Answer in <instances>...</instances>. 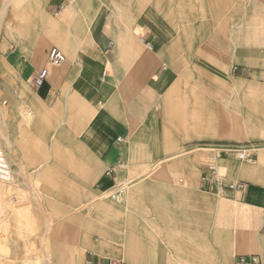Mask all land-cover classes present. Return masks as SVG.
Masks as SVG:
<instances>
[{
    "label": "rangeland",
    "instance_id": "obj_1",
    "mask_svg": "<svg viewBox=\"0 0 264 264\" xmlns=\"http://www.w3.org/2000/svg\"><path fill=\"white\" fill-rule=\"evenodd\" d=\"M7 1V12L0 31V105L4 108L7 129L16 137V150L11 152V158H5L9 165L17 161L20 169L26 168L28 171L24 173L12 167L11 183H0V187L9 188L10 200L17 195L30 197V204H23L22 196L17 197L19 200L15 209L17 214L21 210L26 212L32 221L29 227H22L21 219L15 217L12 226L8 227L4 217L5 192L0 191V264H39L44 250L40 245V249L37 247L39 234L36 231L44 230L46 218L52 221L51 231L64 234L62 240L65 248L62 251L53 250L54 253H61V259L64 260L62 263L81 264L83 257L84 264L87 244L103 236L94 233L97 225H118L123 232L130 212V221L135 219L146 225H158L159 220H166L165 217L159 218L161 214L158 212L156 217H141L140 210H163L164 215V211L189 210L192 204L210 211V228L217 232L208 247L209 263L201 264H234V257L238 254L264 251V220L256 225L251 218L242 223L236 217L227 216L223 208H228L229 200L236 199L220 194L215 188L210 190L208 200L195 203L179 201L181 194L191 192L187 187L195 188L194 181L199 178L200 172L197 167L184 163V171L165 168L169 163L187 158H194L199 163L202 155L207 152L218 155L221 150L239 145H249V148L260 152L264 146V128L255 126L257 119H264V0H165L159 6L162 15L142 8L130 13V24L125 22L123 16H114L108 21L110 28L103 30L107 33L115 26L124 45H129L126 37L133 36L136 47H131V50L137 51L139 57L150 54L146 45L139 42L148 27L152 28L155 36L162 37L161 44H154V53L163 56L165 51L166 58H160L161 62L174 72L176 78L164 97L170 119L177 126H172L165 140L178 133L176 127L195 129L220 119L240 126L239 132L235 133L218 132L208 137L182 138L175 147V153L130 175L123 173L119 181L125 190L117 199L110 197L111 189L101 192L88 183V168L92 162L81 151L76 137L67 140L72 152L64 153L62 122H58L54 129L56 134L50 144L52 153L48 139L31 135L27 117L30 112L32 114L36 101L32 99L31 107L18 101V96H23L25 92L32 95V89L26 83L30 72L23 64L7 59L8 54L14 50L10 47L12 41L17 45L19 42L29 44V40L41 32L50 40L51 45H57L66 53L64 41L72 34L68 27L70 25L72 32L78 34L82 26L79 16L68 25L64 7L61 13L57 11L58 14L54 15L46 12L45 0H14L10 4V0ZM92 1L84 0L85 6H94ZM68 2L62 0L63 6ZM101 8L102 15L105 7ZM241 10L247 12L244 25L233 27L235 20L232 15ZM195 12L199 17L191 19L190 15ZM55 22L59 26L54 28L51 25ZM210 28L217 39H222L230 49L236 51L231 53L218 43H210ZM83 44L84 41L80 47ZM14 72L18 75L15 76ZM225 103L227 112H224ZM255 162L237 164L239 169L248 170L254 167ZM223 166L231 173L227 165ZM185 168L190 171L189 174H186ZM181 178L184 183L179 182ZM28 181L42 196L40 201L34 200L31 191L27 190L30 187ZM36 201L41 206L36 205ZM101 211L106 217L100 220L97 217ZM170 215L172 218L167 220L172 225L187 224L188 219L174 217V213ZM118 236L121 238L122 234ZM10 240L14 242L13 245ZM55 244L62 245L58 238ZM260 244L262 248H259ZM247 245L253 246L254 250L244 252L242 249ZM221 249L222 258L216 260L215 254Z\"/></svg>",
    "mask_w": 264,
    "mask_h": 264
},
{
    "label": "crops",
    "instance_id": "obj_2",
    "mask_svg": "<svg viewBox=\"0 0 264 264\" xmlns=\"http://www.w3.org/2000/svg\"><path fill=\"white\" fill-rule=\"evenodd\" d=\"M12 1L14 0H10L9 4ZM45 1L46 12L57 15L62 0ZM161 2L163 4L165 0L152 2L149 0H93L94 6L86 7L84 0H69L63 8L64 14L68 18L67 24H71L74 18L79 16L82 26L78 29V34L72 32L70 25L68 27L72 34L64 41L66 53L64 51L63 53L66 61L60 67L49 68L47 78L40 88L33 89L28 86L32 89V95L25 92L23 96H18L20 103L30 107L33 104L32 99H35L36 106L33 108L32 114L30 112L27 117L30 123V132L34 137L48 139L50 153L53 151L50 146L51 139L56 134L54 129L58 122H62L64 126L62 134L64 153L72 152L67 140L70 141L72 137L77 138L81 151L92 162V166L88 168V183L101 192L110 190L114 182H121L119 179L123 173L130 175L175 153V147L178 146L182 138H202L213 136L218 132L235 133L240 130V126L237 124H229L226 119H220L195 129L194 127L187 129L176 127L178 133L165 140L172 126H177V123H172L165 107L166 98L164 95L176 79L173 76L174 72L161 62L160 58H166L165 51L164 55L160 56V54L154 53L156 50L153 48L152 51H149L150 54H142L139 57L137 51L131 50V47H136L133 36L128 35L126 41L129 45H124L115 26H112L107 33L103 30L108 27V21H111L114 16H123L125 22L130 24L132 22L130 13L134 9L147 8L161 14L159 10ZM102 6L105 7V13L101 15ZM7 7L6 0H0V31ZM232 16L235 20L233 27H242L244 19L247 18V12L241 10ZM190 17L196 19L199 15L195 12ZM53 24L51 26L54 28L59 26L57 22ZM143 37H146V41L151 42L154 47V44L159 45L163 42L162 37L155 36L150 27L147 28ZM217 38L210 28V43H218L221 48L231 53L236 51L230 49L222 39ZM29 41V44L28 42H19L18 45L12 41L10 47L14 50L7 56L8 61L19 62L29 70L30 75L26 79V83L44 66L49 48L51 46L58 47L55 44L51 45L50 40L43 36V32L38 33L35 38ZM83 41L84 44L80 47ZM139 42L145 45L140 39ZM1 66L0 57V72ZM215 73L218 72L215 71ZM14 74L18 75L15 72ZM223 106L224 112H227V103ZM256 123V128H264V119H257ZM7 126L8 123L4 119V108L0 105V145L4 155L11 158V152L16 150V137L7 129ZM117 137H122L124 143H117ZM206 155L210 154L204 153L199 163L194 161V158L193 160L187 158L169 163L165 167L166 169L174 168L184 171L183 165L187 164V166L197 167L200 172L199 178L194 181L195 188L185 187L191 192L186 191L181 194L179 201L195 203L208 200L210 190L215 188L218 191L216 185L208 187L202 182L201 177L204 171L202 160ZM255 159H257L256 162ZM120 160L126 163V168H116L114 173H107V170L110 167H115ZM237 162L239 161L229 154H224L217 160L218 165L226 172L228 182H243L245 184L243 190L222 194L229 195L236 200H229L228 208L221 207V209H224L227 216L236 217L242 223L245 219L251 218L252 222L260 225L264 220V146L260 152L255 153L253 161L255 165L252 169L241 170ZM223 164L230 168L231 173L227 172V168ZM18 166L17 161L12 166L10 164L11 169L12 167L19 168L24 173L28 171V169H20ZM15 171L17 172V170ZM185 172L189 174L190 171L186 169ZM187 182L186 180V185ZM27 184L30 185V181ZM0 188V191L5 192L4 217L7 226L11 227L14 218L17 217L21 219L22 227H29L32 217L27 216L23 210L17 214L15 208L19 200L17 197L22 196L23 204H28V202L30 204V197L24 198L23 195H17L10 200L9 188ZM27 190L31 191L34 200L42 199V196L32 185ZM37 201L36 205L41 206ZM124 207L127 209V205ZM140 211L141 217H156V212H158L161 214L158 217H165L166 220H159L158 225H146L145 222L142 223L135 219L130 221V217H132L130 212L126 229L123 232L120 231L118 225H97L94 233L103 236H99L87 244L84 264L209 263L207 261L210 259L208 247L210 241L216 238L217 232L210 228V211L208 209H200L199 205L193 206L192 204L189 210L164 211V215H162L163 210L144 209ZM171 213H174V217L188 219L187 224L172 225V222L167 220L172 218ZM104 214L101 211L97 218L104 219L106 217ZM132 214L134 218L135 210ZM51 222L50 218H46L44 230L36 232L40 234L47 231ZM150 223L155 222L150 221ZM24 231L27 232V230ZM47 232L49 248L54 251L55 249L62 251L65 248L64 240H62L64 234L59 233L60 231H51V228ZM120 233L122 234L121 238L118 236ZM57 238L60 240L61 246L55 244ZM262 247L260 244L259 248ZM222 250H218V253L215 254L216 260L222 258ZM242 250L251 252L254 247L247 245ZM57 254L60 264H63L61 253L56 252V256ZM81 264H83V257Z\"/></svg>",
    "mask_w": 264,
    "mask_h": 264
},
{
    "label": "built area",
    "instance_id": "obj_3",
    "mask_svg": "<svg viewBox=\"0 0 264 264\" xmlns=\"http://www.w3.org/2000/svg\"><path fill=\"white\" fill-rule=\"evenodd\" d=\"M63 3L59 5L58 11L63 8ZM140 40L145 43L146 48L152 51L154 46L151 42L146 41L145 37H140ZM66 61L65 54L56 46H51L47 51L46 62L44 66L39 69L28 80L27 84L33 89L40 88L47 78L50 67H60ZM117 143L123 144L122 137H117ZM257 150L249 148V145H239L236 148H229L222 150L218 155H206L202 160L203 175L201 177L204 185L210 187L216 185L219 193L227 194L232 191L243 190L245 184L243 182H228L226 172L218 165L217 160L224 154L232 155V157L242 163L251 164L254 161V156ZM125 169L126 163L122 160L118 161L115 167H110L107 173H114L115 169ZM11 168L8 165L2 147L0 145V183L4 185L10 182ZM180 183L184 180L179 179ZM113 188V189H112ZM110 197L117 199L124 193V186L122 182H114L112 185ZM110 192V191H109ZM234 264H264V251L258 253L238 254L234 257Z\"/></svg>",
    "mask_w": 264,
    "mask_h": 264
},
{
    "label": "bare ground",
    "instance_id": "obj_4",
    "mask_svg": "<svg viewBox=\"0 0 264 264\" xmlns=\"http://www.w3.org/2000/svg\"><path fill=\"white\" fill-rule=\"evenodd\" d=\"M6 5H8V1L6 2ZM8 165H9V163H8ZM11 176H12V169H11ZM10 180H11V177H10ZM50 224L51 223H49V225H48L47 231L50 229ZM47 231H43L42 233H40L39 237L37 239V247L39 248V245H40L41 249L44 250V253L41 254V258H40L41 262L39 264H58V262H59L58 254L56 256V253H54L53 250L52 251L49 250V246L47 244V238H48V232ZM10 244L13 245L14 242L12 240H10Z\"/></svg>",
    "mask_w": 264,
    "mask_h": 264
}]
</instances>
